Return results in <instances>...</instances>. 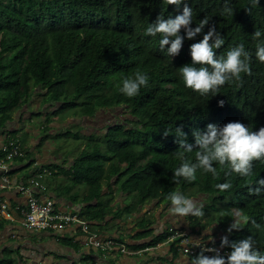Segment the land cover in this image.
<instances>
[{
  "label": "trees",
  "instance_id": "16d2710c",
  "mask_svg": "<svg viewBox=\"0 0 264 264\" xmlns=\"http://www.w3.org/2000/svg\"><path fill=\"white\" fill-rule=\"evenodd\" d=\"M228 3L234 16L221 15L225 0H182L178 6L168 0H0V133L17 137L7 126L36 94L59 106L54 117L73 111L74 117L93 118L102 109H120L128 118L110 126L101 143L96 135L86 137V145L74 161V184L90 188L83 218L98 224L112 216L118 227L116 222L124 215L153 201L170 206L167 197L172 192L188 198L203 195L204 215L188 217L194 232L205 231L216 221L224 234L220 244L224 236L230 243L251 236L264 251V187L258 183L264 179V160L255 161L252 175L247 177L226 175L227 166L214 163L215 177L198 169L195 181L180 178L173 182V173L183 162L180 153L196 162L199 149L193 131L237 121L253 131L264 127V62L256 56L257 44L264 41V0L256 6L250 0ZM184 4L192 9L193 28L206 18L222 35L225 43L216 50L217 57L241 44L251 54V74H242L241 84H226L215 95H200L184 86L180 68L191 64L190 47L203 39L208 26L193 40L182 30L183 45L172 57L167 46L160 48L161 34L146 35L158 15L174 18L182 13ZM255 31L262 33L259 40L253 37ZM136 70L146 73L149 82L129 98L120 91L122 81ZM220 101H224L223 107ZM177 128L187 135L192 152L180 148ZM75 139L80 140L78 133ZM104 180L110 189L115 184L123 194V205L111 207L112 201L100 200ZM224 183L231 187H217ZM257 188H261L259 194ZM244 217L254 219L261 230ZM240 219L239 229L229 233L231 224ZM150 226L143 217L131 237L150 240L125 243L135 252L133 256L168 242L173 256L178 257L182 238L171 240L170 227L155 234ZM12 255L6 251L0 264H16ZM197 256L189 255L190 259Z\"/></svg>",
  "mask_w": 264,
  "mask_h": 264
},
{
  "label": "crops",
  "instance_id": "0c3cea01",
  "mask_svg": "<svg viewBox=\"0 0 264 264\" xmlns=\"http://www.w3.org/2000/svg\"><path fill=\"white\" fill-rule=\"evenodd\" d=\"M43 98L37 94L34 95L29 104L15 112L13 121L7 126L8 131L17 132L18 139L24 136L27 148H25L26 157L12 163L11 181L14 188L2 189L0 178V203H6L8 211L12 214V219H8L0 213V260L4 258L6 251H11L13 252L12 259L16 264H167V262L169 264H191L192 259L189 256L181 253L178 254V257L173 256L169 244L162 243L156 249L144 255L128 256L120 254L118 250L108 253L85 247L84 243L87 240V235L75 225L63 231L32 230L24 227L23 215L24 211L27 210V198L15 186L29 185L32 179L38 178L46 187V190L41 193L42 200H54L57 209L60 211L72 212L83 218L82 213L89 206V203H86L84 199L90 194V188L85 184L75 185L73 180L75 176L73 171L74 161L83 148L74 153L76 154L74 156L73 152L70 154L69 152L64 153L65 149L51 146V140H43L44 135L48 136L50 134L49 137H54L52 129L55 130L56 127V124H52L54 122L52 111H47L49 109H46L47 112L45 111V113L38 111L40 109L39 103ZM49 117L51 119L50 123L48 122ZM39 122H42V124H39ZM60 134H63L62 130L56 134V137H61ZM85 136L90 137L92 134ZM7 137V134L0 133V147ZM67 143L68 141L65 144ZM107 185L106 180H104L100 200L112 201L111 207H116L117 204L123 205V194L117 192L118 188L114 187L115 185L110 186L111 189ZM81 187H83V190ZM156 203V208L153 209L157 210L154 213L159 211V206ZM147 206V204L144 205L138 212L133 214L124 215L122 220L116 222L118 227H114L112 216H108L106 221L102 223L88 222L92 232L101 238L117 239L124 243H144L150 240L151 237L132 240L131 236L137 232H133L136 227L133 228L132 223H134L133 220L140 221L143 217L151 222L148 216L152 214L153 210L146 209ZM155 217L153 221H157V225L160 224V233L168 227L192 235H199V233L204 232H194L193 228L189 229L187 227V225H190L189 222L185 223L187 216L183 221L179 216L177 220L175 216H169V220L173 222L170 226H166L164 214L155 215ZM183 224L187 228H180ZM150 229H153L155 234H160L159 229H154V223L152 222ZM209 238H204V240L207 241ZM163 246L168 248H163Z\"/></svg>",
  "mask_w": 264,
  "mask_h": 264
},
{
  "label": "clouds",
  "instance_id": "9594fccd",
  "mask_svg": "<svg viewBox=\"0 0 264 264\" xmlns=\"http://www.w3.org/2000/svg\"><path fill=\"white\" fill-rule=\"evenodd\" d=\"M181 2L182 0H168L170 5L178 6ZM250 3L256 6L259 0H250ZM245 10L247 13L251 12V8ZM192 15V9L187 4H184L182 13L175 15L174 18L170 16L165 19L164 16L158 15L155 21L148 25L146 35L161 34L160 48L163 50L167 46V53L172 57L180 53L183 45L185 36L181 35L182 30L188 40H193L204 33L205 27L208 26L203 39L190 47L191 64L180 68L184 86L200 95L209 93L215 95L226 84H241L242 74H251V54L241 44L217 57L216 50L225 43L222 35L216 30L215 25L209 26L206 18L193 28ZM221 15L234 16V10L230 7L228 0H225ZM261 35V31H255L253 37L259 40ZM256 56L259 61L264 62V41L257 44ZM148 82V75L136 70L134 75L123 79L120 91L132 98L140 93L142 87H147ZM219 106L223 107L224 101H220ZM176 133L180 148L185 152H192L193 146L187 143V135L180 128L176 129ZM168 135V131L165 130L164 136ZM192 135L199 149L195 153L196 162L185 159L183 153H180L183 162L173 173L174 183L180 178L190 183L195 181L198 169L211 173L215 177L217 169L213 166L214 163H218L221 167L227 166L229 170L225 173L226 175L251 176L254 162L264 160V127L253 131L238 121L229 122L223 126L208 124L206 131L196 130L192 132ZM258 183L264 187V179L259 180ZM217 187L226 190L231 185L224 183ZM260 190L261 188H257L256 193L259 194ZM167 198L172 205L170 211L176 216L202 217L204 215L202 206H198L196 201L181 193L172 192ZM243 219L246 222L250 221L255 229L261 230L262 226L254 219L250 220L249 217ZM238 229V226L232 223L227 231L231 233ZM173 230L177 229L173 228ZM193 242L199 246L198 241ZM225 247L231 248L227 255L220 254L216 248L202 249L200 254L192 259L191 264H264V251L256 246V241L251 236L231 243L228 237L224 236L220 244L223 253L225 251L222 248ZM206 252L208 255H205Z\"/></svg>",
  "mask_w": 264,
  "mask_h": 264
},
{
  "label": "built area",
  "instance_id": "2783aa9c",
  "mask_svg": "<svg viewBox=\"0 0 264 264\" xmlns=\"http://www.w3.org/2000/svg\"><path fill=\"white\" fill-rule=\"evenodd\" d=\"M26 157V151L23 149L20 140L17 137H7L4 144L0 147V178L2 189H13L11 181L12 163ZM17 190L27 198V210L24 211L23 225L27 229L32 230H51L63 231L72 225L77 226L85 235L87 240L84 243L85 247L112 252L119 250L123 255H135V252L128 250L125 243L119 242L117 239L101 238L92 232L90 223L81 218L78 214L72 212H63L57 209L56 203L52 199L43 201L41 193L46 190V187L38 178L32 179L29 185L15 186ZM0 213L8 219H12V214L8 211L6 203H0ZM174 233L171 239L182 238L184 245L183 253L186 256H196L199 253L197 247L192 241V237L187 232L172 230ZM206 249L205 247H201ZM220 254L227 255L228 252ZM139 254V253H138ZM215 254V253H214Z\"/></svg>",
  "mask_w": 264,
  "mask_h": 264
},
{
  "label": "rangeland",
  "instance_id": "374dc122",
  "mask_svg": "<svg viewBox=\"0 0 264 264\" xmlns=\"http://www.w3.org/2000/svg\"><path fill=\"white\" fill-rule=\"evenodd\" d=\"M39 104H40V109L38 111L42 112V113H45L46 109H49L47 111L54 112L59 107L58 105L54 106L53 104L50 106V103H47L46 101H44V98L41 99ZM52 116H53V113H52ZM53 118H54V122L52 124H56L55 130L52 129L54 137H52V138L49 137L50 134L48 136L44 135L43 140H49V141L51 140L50 141L51 146L56 147L58 149H62V150L65 149L64 153L69 152V154H70L73 152V154H74V153L80 151L86 145L87 139H86L85 135H91V134L93 135L94 134V135H96L95 140L97 142L100 141V143H101V140H102L101 137L106 133L107 129L110 126L121 122V119L125 120L126 118H128V116L125 115V112H122V111L120 112V109H116V110L115 109L114 110H103L102 109L91 119L83 118L80 116L74 117L73 111H67L66 113H63V114H61L57 117H53ZM39 124H42V122H39ZM59 128H60V130H59ZM61 130H62L63 134H60L61 137L57 138L56 134ZM68 131L71 132L70 135H68V133H69ZM65 132H67V133L64 134ZM77 133L80 136V140L75 139V134H77ZM19 140H21L20 141L21 144L23 143L22 147L25 150V148H27V145H26V142H25L26 140H25L24 136L22 138L20 137ZM67 141H68V143L65 144ZM61 145H62V147H61ZM75 155L76 154H74V156ZM105 187H107V186H105ZM81 189L83 190V187H81ZM188 193H191V191H188ZM191 199L196 201L198 203V206H201V205L204 206V204H205V202H204L205 200H204L203 195H197L195 198L192 197ZM155 203H156V201H153V202L147 204L148 206L146 207V209H152L153 210L152 214H150V215L148 214L149 215L148 217H149V219H151V222L154 223V229L158 230L160 227V224H158V225L156 224L157 221L156 222L153 221V218H156L155 215L164 214V218L166 219V226H170L173 223L171 220H169L170 219L169 216H175L176 220L178 219V216L174 215L170 211L172 205L167 206L166 204H162V203L157 202L156 204H158L157 206H159L158 207L159 211L157 212L158 214L154 213L157 210V209H153V208H156ZM200 203H202V204H200ZM163 210H165V211L163 212ZM168 214H169V216H168ZM188 217L189 216H187V219H185V217H181V221H183V219H185L186 220L185 223L189 222ZM136 220H133L134 221V223H132L133 228L138 226V221H136ZM173 221H175V220L173 219ZM242 221H243V219L237 220L236 225L239 227V225H241ZM184 224L180 228H187L188 227L189 229H192V227L190 225H187V227H185ZM218 228H219L218 223L215 221V223L212 224V226L209 229L205 230L201 234L199 233V235L198 234H194V235L202 238V240L204 238L210 237L208 241H210V240L216 241L215 238H219L220 236L224 235L223 233H221L218 230ZM158 232L160 233V229ZM135 235H136V233L132 236H135ZM163 248H168V247L163 246ZM142 252H137V253H139V255H142ZM128 256H130V255H128ZM170 263H173V262H170ZM167 264H169V263L167 262Z\"/></svg>",
  "mask_w": 264,
  "mask_h": 264
},
{
  "label": "bare ground",
  "instance_id": "6f19581e",
  "mask_svg": "<svg viewBox=\"0 0 264 264\" xmlns=\"http://www.w3.org/2000/svg\"><path fill=\"white\" fill-rule=\"evenodd\" d=\"M200 232V231H199ZM172 237V236H171ZM170 237V239H171ZM190 237H192V241H198L199 243H202L201 245L202 246H199L197 247L199 252H201V247H205V248H216V249H220V239L219 238H215L216 241H205L204 239L202 240L200 237L197 238L196 235H192L190 234ZM172 240V239H171ZM170 240V241H171ZM174 240V239H173ZM164 244H168V242L164 243ZM225 252H230L228 250H226V248H222ZM183 250H184V245L182 244V241H181V246L179 247V253L183 254Z\"/></svg>",
  "mask_w": 264,
  "mask_h": 264
},
{
  "label": "flooded vegetation",
  "instance_id": "af4514ba",
  "mask_svg": "<svg viewBox=\"0 0 264 264\" xmlns=\"http://www.w3.org/2000/svg\"><path fill=\"white\" fill-rule=\"evenodd\" d=\"M187 218V217H186ZM172 230H173V228H172Z\"/></svg>",
  "mask_w": 264,
  "mask_h": 264
}]
</instances>
